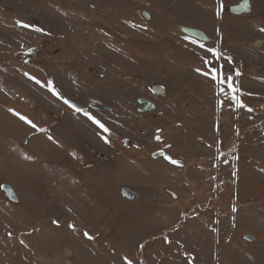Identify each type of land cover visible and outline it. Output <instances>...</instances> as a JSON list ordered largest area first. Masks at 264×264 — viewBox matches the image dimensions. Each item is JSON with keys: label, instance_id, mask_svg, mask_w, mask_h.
I'll return each mask as SVG.
<instances>
[{"label": "rangeland", "instance_id": "374dc122", "mask_svg": "<svg viewBox=\"0 0 264 264\" xmlns=\"http://www.w3.org/2000/svg\"><path fill=\"white\" fill-rule=\"evenodd\" d=\"M237 2L0 0V264H264V0Z\"/></svg>", "mask_w": 264, "mask_h": 264}, {"label": "water", "instance_id": "95a60500", "mask_svg": "<svg viewBox=\"0 0 264 264\" xmlns=\"http://www.w3.org/2000/svg\"><path fill=\"white\" fill-rule=\"evenodd\" d=\"M251 4L248 2H246L245 6L242 8V10H240V12H236L237 14H245V13H251V8L250 6ZM250 10H249V9ZM247 9V10H246ZM239 10V9H238ZM145 13V12H144ZM143 13V14H144ZM146 16H148V13H145ZM149 17V16H148ZM182 31L189 37L191 38H194V39H198L200 41H203V42H211L210 41V38L208 37V35L203 32L202 30H199V29H194V28H185L183 27L182 28ZM152 88L158 92L159 94H164V89L161 87V86H158V85H152ZM69 103L75 107L76 109H79V110H82V111H87L86 110V107L84 106H81L77 103H75L74 101H69ZM97 101H94L92 103V106L95 107V108H99V109H102L104 108V105L101 104V103H98ZM139 103L144 105V108L141 110L142 112L143 111H150V110H154L155 109V106L152 102L148 101L147 99H139ZM163 155V152H158L154 155L155 158H158L160 156ZM4 191L7 193V195L9 196V198L16 202L17 201V198H16V194L13 190V188L9 185H4ZM124 194L128 197V198H131V199H138L139 198V195L130 190V189H124L123 190ZM247 239L250 240V241H253L254 240V237L253 236H247Z\"/></svg>", "mask_w": 264, "mask_h": 264}, {"label": "bare ground", "instance_id": "6f19581e", "mask_svg": "<svg viewBox=\"0 0 264 264\" xmlns=\"http://www.w3.org/2000/svg\"><path fill=\"white\" fill-rule=\"evenodd\" d=\"M249 1V3H250V0H239L238 2H237V4L236 5H232V6H228V11L231 13H229L230 15H233V16H242L243 14H237L236 12H240V10H242V8L245 6V4H246V2H248ZM250 6V5H249ZM250 8H251V13H249V14H253V12H254V9H253V6H252V2H251V6H250ZM239 9V10H238ZM249 9V8H248ZM247 10V9H246ZM250 10V9H249ZM140 14H143V12L142 13H140ZM245 14H247V13H245ZM210 41H212L211 39H210ZM152 88V87H151ZM153 89V88H152ZM154 90V89H153Z\"/></svg>", "mask_w": 264, "mask_h": 264}, {"label": "flooded vegetation", "instance_id": "af4514ba", "mask_svg": "<svg viewBox=\"0 0 264 264\" xmlns=\"http://www.w3.org/2000/svg\"><path fill=\"white\" fill-rule=\"evenodd\" d=\"M238 1H239V0H238ZM236 4H237V3H236ZM236 4H235V5H236Z\"/></svg>", "mask_w": 264, "mask_h": 264}]
</instances>
